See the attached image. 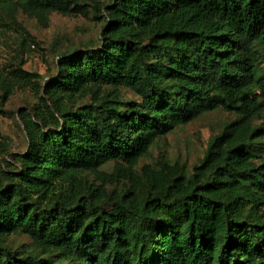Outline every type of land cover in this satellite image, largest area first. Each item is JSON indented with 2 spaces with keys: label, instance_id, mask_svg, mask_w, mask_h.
Wrapping results in <instances>:
<instances>
[{
  "label": "trees",
  "instance_id": "16d2710c",
  "mask_svg": "<svg viewBox=\"0 0 264 264\" xmlns=\"http://www.w3.org/2000/svg\"><path fill=\"white\" fill-rule=\"evenodd\" d=\"M84 3L0 0V20L11 6ZM102 11L99 44L58 55L43 108L20 117L18 165H0V264H264V0H109ZM215 109L235 117L190 173L148 174L138 196L95 201L74 183ZM17 234L31 246L10 244Z\"/></svg>",
  "mask_w": 264,
  "mask_h": 264
},
{
  "label": "rangeland",
  "instance_id": "374dc122",
  "mask_svg": "<svg viewBox=\"0 0 264 264\" xmlns=\"http://www.w3.org/2000/svg\"><path fill=\"white\" fill-rule=\"evenodd\" d=\"M82 9L52 8L36 11L34 8L11 6L3 14L0 24V133L8 141L9 154H0V165L5 162L18 165L15 154L26 146V134L21 121L22 113H32L36 106H44L43 82L55 74V61L60 53L83 46H97L101 25L104 23L102 3L109 0H84ZM259 45H257V48ZM124 98H136L127 88L120 89ZM90 91L73 98L75 103L87 101ZM235 115L223 109L205 112L177 126L157 139L145 155L130 162L110 159L97 171L83 170L74 175V183L91 190L92 200H102L104 194H116L128 187L130 194L138 196L143 191L142 179L146 175L160 177L167 171L174 172L181 166L192 171V166L204 154L211 135L218 133L223 124ZM264 117V111L261 116ZM262 118H255L254 124ZM263 145V144H262ZM256 162L259 161L257 158ZM118 165L128 167L130 178L117 172ZM5 175L0 171V180ZM13 246H31L25 235H12Z\"/></svg>",
  "mask_w": 264,
  "mask_h": 264
}]
</instances>
